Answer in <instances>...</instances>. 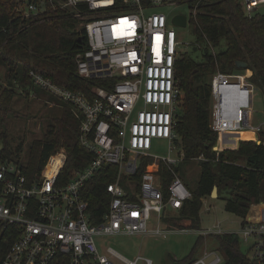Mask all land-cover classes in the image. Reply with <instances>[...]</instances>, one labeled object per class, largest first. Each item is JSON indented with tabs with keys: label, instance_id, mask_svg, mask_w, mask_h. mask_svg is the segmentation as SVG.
Returning <instances> with one entry per match:
<instances>
[{
	"label": "built area",
	"instance_id": "obj_1",
	"mask_svg": "<svg viewBox=\"0 0 264 264\" xmlns=\"http://www.w3.org/2000/svg\"><path fill=\"white\" fill-rule=\"evenodd\" d=\"M205 0H22L23 17H44L61 8L79 24L87 49L76 56L79 75L104 81L84 93L60 86L35 71L34 84L65 103L80 123V144L92 156L65 185L58 186L67 154L52 155L39 175L26 172L27 165L0 155V225L11 227L15 241L7 249L2 264H50L60 255L69 264H154L138 257L129 260L112 248L102 255L96 237L153 234L167 238L172 232L160 220L179 212L192 198L177 170L185 153L177 146V121L184 92L176 79L181 57L175 25L165 13L147 12L159 7L188 4L193 22ZM249 15L264 8V0H240ZM189 19L187 17V24ZM210 54L216 58L212 43ZM254 87L245 73L217 72L211 80L210 127L219 139L226 132H264V123L251 121ZM35 97V93H31ZM169 141V155L151 153L153 140ZM264 144V140H263ZM57 157L51 172H46ZM149 161L137 179L144 161ZM105 165L118 167L116 179L107 186V212L94 223L91 204L83 196L86 183ZM172 181L165 187L163 171ZM202 199V203L205 202ZM257 217L239 233L249 245L250 260L264 264V206L256 207ZM157 218V227L151 221ZM5 233V231H4ZM219 222L200 230V236H221ZM113 258L117 262L113 261ZM216 251L206 253L194 264H223Z\"/></svg>",
	"mask_w": 264,
	"mask_h": 264
},
{
	"label": "trees",
	"instance_id": "obj_2",
	"mask_svg": "<svg viewBox=\"0 0 264 264\" xmlns=\"http://www.w3.org/2000/svg\"><path fill=\"white\" fill-rule=\"evenodd\" d=\"M21 1L0 0V69H5L4 78L0 79V116L4 127L0 131V155L5 158L19 157L23 151V144L15 149L10 146L7 133V118L13 111L18 89L22 91L21 95L26 96L32 92L37 96L47 94L31 80L30 71L40 73L70 90L88 94L94 85L106 86L104 81L84 79L78 73L76 56L87 49V40L78 22L61 8L51 10L44 17H23L18 11ZM199 9L197 20L193 22L198 40L203 41L207 36L214 46L224 42L227 47L216 58L207 53L203 62L187 54L177 62L176 79L185 95L177 121L180 136L177 146L185 153V164L192 160L200 161L201 176L194 189H190L188 181L182 177L192 198L175 216H163V224L172 230H201L202 199L211 197L215 188H218L220 196L227 194L225 209L242 219V227L256 219V207L264 206V132L254 140H241L253 138L254 134L245 137L240 132L235 139L221 142L210 127L211 82L207 80L218 69L225 74L246 70L250 80L263 90L264 13L247 14L240 0H205ZM238 62H244L246 68H239ZM50 98L60 102L53 96ZM64 106L53 117L45 140L34 143L25 168L31 176L39 175L50 157L64 149L67 160L58 186L67 184L92 158L80 144L79 121L68 106ZM148 162L144 161L137 179ZM181 167L177 169L180 174ZM117 172V166L105 165L85 185L83 196L91 204L96 224L103 220L107 212L110 200L107 186L115 181ZM163 176L166 187L172 177L168 170L163 171ZM10 230L14 228L0 225V264L15 241V236L8 233ZM217 237L226 256L223 264H254L242 253L237 234L227 233ZM197 261L192 253L175 261V264H194ZM50 264H69V256L60 255Z\"/></svg>",
	"mask_w": 264,
	"mask_h": 264
},
{
	"label": "rangeland",
	"instance_id": "obj_3",
	"mask_svg": "<svg viewBox=\"0 0 264 264\" xmlns=\"http://www.w3.org/2000/svg\"><path fill=\"white\" fill-rule=\"evenodd\" d=\"M153 12L165 13L170 19H173L178 15L187 16L189 22L186 27L175 26L178 40L181 42V46L178 51L181 53L182 57L187 54L189 57L198 62L205 61V55L210 52V46L207 42L198 40L196 27L193 23V11L188 4L159 7L156 10L147 12V14ZM260 12L264 13V8H262ZM212 46L217 53L225 51L227 47L224 42L220 46H214L213 44ZM219 71L220 70L218 69L217 72ZM235 73H245L249 83L254 87L255 99L252 106L251 121L254 126L262 125L264 123V88L262 90L257 86V84L250 80L248 71L239 70ZM4 75L5 69L1 68L0 79L4 78ZM212 78L213 76L209 77L207 80L211 82ZM18 92L19 93L16 96L12 107L13 111L7 118V133L10 146L13 149L23 144V151L20 156L17 157L14 155L12 157L13 160H19L22 164L28 165L29 153L30 150H32L34 143L38 140H45L53 117L58 115L66 104H61L62 102L60 100L59 101L61 103L52 100L50 98L51 96L47 94L32 97L31 95H21L22 91L20 89H18ZM2 120L3 118L0 116V131L4 129ZM242 133H244L245 137H249L252 134V132L245 131ZM253 134V138L241 140L257 139L261 133ZM151 153L159 157L168 156L169 141L164 139L153 140ZM238 162L240 164L245 163L243 161ZM181 165V176L188 181L190 189L196 188L201 176L200 161L192 160L191 162H188V164L182 163ZM219 196L220 194L218 193V198H204L206 203L203 202L200 211V229L210 228L220 222L223 230L238 235L242 253L251 257L249 245L244 243L239 235L242 228V219L237 215L226 211L225 206L227 194L224 193L220 197ZM176 214V212H173L171 216H175ZM158 223L159 221L155 217L151 221V227H157ZM160 223L162 224V220H160ZM178 225H180V222ZM200 237V230L190 229L183 232H172L167 238L153 234L134 236H98L96 237V243L102 255H107V249L112 248L117 253L132 261H135L138 257H144L153 260L154 264H175V261L185 259L192 255V253L193 259L199 260L203 258L206 253L216 251L220 256H222L225 263L226 256L224 254V249L219 245V238L217 236H209L204 239H200ZM218 247L220 249L219 251ZM113 261L117 262L115 258H113ZM139 264L145 263L141 261Z\"/></svg>",
	"mask_w": 264,
	"mask_h": 264
},
{
	"label": "water",
	"instance_id": "obj_4",
	"mask_svg": "<svg viewBox=\"0 0 264 264\" xmlns=\"http://www.w3.org/2000/svg\"><path fill=\"white\" fill-rule=\"evenodd\" d=\"M172 22H173V25L177 27H186L187 26V16L185 15L175 16ZM237 65L239 68H243V69L246 68V64L244 62H238ZM211 197L218 198V188L214 189V192Z\"/></svg>",
	"mask_w": 264,
	"mask_h": 264
},
{
	"label": "bare ground",
	"instance_id": "obj_5",
	"mask_svg": "<svg viewBox=\"0 0 264 264\" xmlns=\"http://www.w3.org/2000/svg\"><path fill=\"white\" fill-rule=\"evenodd\" d=\"M240 132H242V131H239V132H226V133L222 134V136L220 138V141L221 142L231 141V140L235 139L236 134L240 133ZM56 159H57V157L52 158L51 163L49 164L46 172H51V170H52V168H53V166H54V164L56 162Z\"/></svg>",
	"mask_w": 264,
	"mask_h": 264
},
{
	"label": "crops",
	"instance_id": "obj_6",
	"mask_svg": "<svg viewBox=\"0 0 264 264\" xmlns=\"http://www.w3.org/2000/svg\"><path fill=\"white\" fill-rule=\"evenodd\" d=\"M253 133V132H252Z\"/></svg>",
	"mask_w": 264,
	"mask_h": 264
}]
</instances>
